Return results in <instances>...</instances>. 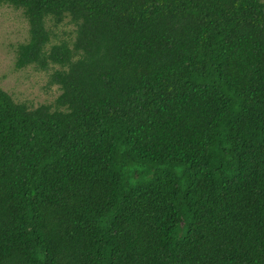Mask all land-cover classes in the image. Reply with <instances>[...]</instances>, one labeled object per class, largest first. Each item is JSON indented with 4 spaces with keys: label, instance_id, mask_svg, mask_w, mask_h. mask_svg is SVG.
Listing matches in <instances>:
<instances>
[{
    "label": "trees",
    "instance_id": "16d2710c",
    "mask_svg": "<svg viewBox=\"0 0 264 264\" xmlns=\"http://www.w3.org/2000/svg\"><path fill=\"white\" fill-rule=\"evenodd\" d=\"M2 4L59 92L0 86V264H264V0Z\"/></svg>",
    "mask_w": 264,
    "mask_h": 264
},
{
    "label": "rangeland",
    "instance_id": "374dc122",
    "mask_svg": "<svg viewBox=\"0 0 264 264\" xmlns=\"http://www.w3.org/2000/svg\"><path fill=\"white\" fill-rule=\"evenodd\" d=\"M72 24H61L54 29L60 33ZM62 35V34H59ZM27 36V23L21 9L7 4L0 5V86L15 100L30 105L52 102L59 92L57 84H48L47 76L52 67L39 70L32 65L15 67L14 47ZM56 67V65H54Z\"/></svg>",
    "mask_w": 264,
    "mask_h": 264
}]
</instances>
